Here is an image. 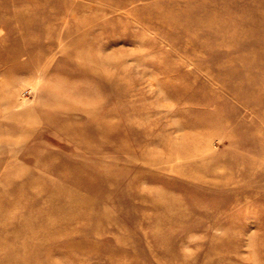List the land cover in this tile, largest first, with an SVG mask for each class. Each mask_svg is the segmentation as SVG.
<instances>
[{"label": "rangeland", "instance_id": "374dc122", "mask_svg": "<svg viewBox=\"0 0 264 264\" xmlns=\"http://www.w3.org/2000/svg\"><path fill=\"white\" fill-rule=\"evenodd\" d=\"M0 264H264V0H0Z\"/></svg>", "mask_w": 264, "mask_h": 264}]
</instances>
